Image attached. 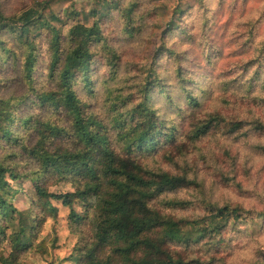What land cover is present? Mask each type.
Segmentation results:
<instances>
[{
	"label": "trees",
	"instance_id": "1",
	"mask_svg": "<svg viewBox=\"0 0 264 264\" xmlns=\"http://www.w3.org/2000/svg\"><path fill=\"white\" fill-rule=\"evenodd\" d=\"M204 1L37 0L11 14L0 4V71L11 62L19 68L27 88L24 95H0L1 264H23L22 256L34 246L46 215L58 213L51 200L70 209L73 231L80 233L71 256L75 264H215L214 255L226 244V232L254 216L256 212L242 205L216 203L206 197L201 202L203 213L192 217L167 214L164 209L193 206L168 194L197 183L187 175L154 165L167 158V148L181 135L173 114L189 123L192 142L215 134L232 142L264 137L261 116H224L216 109L199 117L203 99H210L217 89L215 101L228 106L236 102L235 108L240 110L243 90L255 91L264 76V65L256 66L250 76L247 65L235 80H225L218 88L212 80L209 88H202L194 85L196 76L202 71L223 77V69L218 72L223 61L214 62L203 46L198 51L203 61L191 60L192 46L188 55L172 43L160 52L171 59L177 82L166 84L156 68L150 69L130 84L140 95L136 97V92L125 93L119 84L125 78L119 77V55L104 37L107 20L118 19L122 35L136 38L146 16L153 14L152 5L171 11L174 17L186 16L199 5L198 10L206 14L205 26L210 24V32L218 40L225 27L223 11L209 12ZM231 1L241 7L242 0ZM172 22L165 37L177 33L179 26ZM183 34L188 32L183 30ZM225 38L227 41L221 38L215 42L216 53H234L241 59L243 50L232 45L227 35ZM258 44L260 57L264 55V38ZM100 45L109 55L107 66L116 75V80L111 77L102 84L105 93L97 90L100 83L93 70ZM41 64L45 65L48 85H38ZM173 84L178 87L175 93L170 88ZM156 96L159 99L154 101ZM163 106L170 107L168 116L163 114ZM261 145L253 149L264 152ZM225 153L231 164L225 165L226 170L230 166L239 169V157L229 150ZM241 169L246 174L245 164ZM20 179L31 181L40 200L26 210L14 205L10 180ZM226 179L230 186L244 191L236 177ZM51 182L71 184L73 191L50 193ZM77 205L84 208L83 213L76 210ZM41 247L47 249L45 243ZM251 264L264 262L258 259Z\"/></svg>",
	"mask_w": 264,
	"mask_h": 264
},
{
	"label": "rangeland",
	"instance_id": "2",
	"mask_svg": "<svg viewBox=\"0 0 264 264\" xmlns=\"http://www.w3.org/2000/svg\"><path fill=\"white\" fill-rule=\"evenodd\" d=\"M35 1L37 0H0V4H2L5 12L11 14L33 4ZM204 3V7L211 13H214L215 10L223 11V25L225 27L221 30L218 40L224 38L227 41L225 38L227 35L232 45H237L243 50L241 59H237L234 53L229 55L228 53L225 55L224 53L222 55L216 53L214 45L218 41L217 36L210 32V24L205 26L206 14L205 12L202 13L203 10H198L199 5L194 7L195 9L189 10L186 16L177 17H174L171 11L162 7L154 8L155 5H152L153 14L146 16L143 21L145 25L136 38H126L122 35L118 19L107 20L103 25L106 43L115 48L119 55V77H125L119 84H123L125 93L136 92L135 96L139 97L140 95L135 91L137 89H131L130 84L136 80L137 82L139 79L141 80L144 73L150 69L156 68L162 74L161 78L166 84L171 85L175 81L177 82L174 67L169 64L171 59L166 56V52H160L172 43H175L177 51L186 52L188 55L191 53V46L195 48V50L192 48L191 60L195 58V60L203 61V56L198 53L199 50L200 52L202 50L200 46H203L205 47L203 51L213 57L214 62L223 61L218 70L220 72L223 69V77L217 78L218 73L215 77L214 74H204L202 71L200 75L196 76L197 82L194 85H199L202 88H209L212 80L216 81V88L225 80H235L238 74L241 75L244 72L247 65L251 67L249 76L252 75L256 66L264 65V55L259 57L257 53L258 48H260L258 42L264 38V0H242L240 8H237L231 0H206ZM172 21H175L179 26L176 30L177 33L173 37V34L170 37H165V32L170 28ZM260 27L263 28L262 35H259ZM183 30H186L188 34L180 35ZM253 34L254 38L250 39ZM193 40L195 44H193ZM101 46H99L100 54L93 65V70L96 75L95 78L100 83L97 90L100 93H105L102 84L111 77L115 78L116 75L113 72L114 69L107 66L106 61L109 55L103 51V48L100 49ZM45 53L44 50L43 55ZM239 57L240 54H238ZM191 63L194 64L195 61ZM45 73V65L38 66L36 75L38 85L40 82L48 85ZM0 82L3 84L0 87V95L9 96L15 93L24 95L27 92V88L20 79L19 68L11 62L5 64L0 71ZM263 85L264 76L252 94L247 89L246 91L243 90L241 98L244 99L239 104L240 110L238 106L235 108L236 102L228 106L215 101V96H218L217 93L220 90L217 89L210 99H203L202 112L199 117H204V114L213 113L219 109L224 116L241 113V117L245 119L251 118L253 115L264 118ZM172 86L170 88L175 93L178 87H174V84ZM254 97L257 100H250ZM158 99L159 97H154V101ZM186 107L184 102L182 108L185 109ZM169 111V106L162 107L165 116H168ZM173 118L176 120L175 124L181 135L167 148V158L159 159L154 166L177 175H187L192 181H196L197 186L181 188L168 194L169 198L192 202L191 208L185 210L164 209V211L177 217H192L203 213L202 200L211 198L216 203L239 204L247 211L256 212L254 216L242 220L236 229H230L226 232L224 235L226 244L220 252L214 255L216 260L214 263L251 264L258 259L264 262V217L262 214L264 213V152L261 149H253L255 145H264V137L255 136L232 142L229 139H218L215 134L199 142H192L189 123H185L179 114H173ZM227 150L230 151L231 155L239 157V169L230 166V170H226L225 165H231L225 153ZM243 164H245L246 174L241 169ZM233 177H236L243 186V192H239L236 187L228 184L226 178ZM10 184L13 187L12 194L15 197L14 205L18 209L26 210L40 201L35 194V188L31 181L10 180ZM72 191L71 184L64 182L57 184L51 182L49 186V192L54 194ZM51 203L58 208V213L56 216L46 215L35 237L34 246L22 256L23 264H75L71 256L79 243L80 233L73 231L70 209L55 200H51ZM76 210L83 213L84 208L77 205ZM259 214L262 215L259 216ZM41 216L40 214L39 217L43 218ZM82 231L84 234H88L87 229L83 228ZM42 243L46 244V250L41 247ZM6 248L9 249L8 246Z\"/></svg>",
	"mask_w": 264,
	"mask_h": 264
}]
</instances>
